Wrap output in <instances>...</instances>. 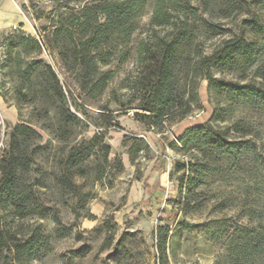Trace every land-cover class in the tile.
<instances>
[{"label":"rangeland","instance_id":"1","mask_svg":"<svg viewBox=\"0 0 264 264\" xmlns=\"http://www.w3.org/2000/svg\"><path fill=\"white\" fill-rule=\"evenodd\" d=\"M105 1L19 0L22 26L0 30V95L14 112L0 115V158L16 125L37 132H16L18 197L0 208V224L22 240L34 236L36 254L7 248L0 264H264V79L254 73L264 66V0H238L241 13L228 18L219 13L225 0H189L200 17L192 28L199 54L244 37L260 55L213 69L231 90L200 80L199 104L160 128L136 120L138 44L174 29L151 25L154 0H146L132 12L129 38L127 25L106 33V44L101 31L96 48L83 45L104 22ZM174 1L172 16L181 10ZM249 21L256 33L246 31ZM241 86L263 100L243 101ZM207 123L211 138L233 143L228 155L199 137L179 142L186 128Z\"/></svg>","mask_w":264,"mask_h":264},{"label":"trees","instance_id":"2","mask_svg":"<svg viewBox=\"0 0 264 264\" xmlns=\"http://www.w3.org/2000/svg\"><path fill=\"white\" fill-rule=\"evenodd\" d=\"M171 1L154 0L151 25L173 28L174 31L161 37L156 36L152 41L142 40L138 44V59L143 65V69L135 80V87L141 95L143 112L141 114L136 113V120L149 128H160L166 121L179 122L191 113L193 108L199 104L197 89L199 81L202 79H207L209 87L217 92L230 91L229 86L213 78V69L220 70L227 66L232 67L238 59L243 60L244 65H250L260 55V51L257 50V43L254 40L248 41L244 37L223 41L209 55L199 54L198 47L201 42L198 40V34H195L192 29L197 27L196 22L200 18L198 11L190 5L189 0H181L179 2L180 12L172 16L169 13L171 5L169 2ZM145 3L146 0H109L103 2L98 6V9L104 16V22L94 24L93 31L83 45L91 42V45L96 48L100 43L101 31H103L102 39L106 44L108 42V38L104 36L106 33L110 32L118 36L125 31L127 25L129 26L128 34L124 40L129 38V34L135 26L131 22L134 15L132 12L136 7H143ZM174 3L177 4L176 0ZM241 11L242 7L238 0H225L219 13L221 17L228 18L230 15L233 17L239 15ZM188 16L194 18L191 24H188ZM243 24L246 25L245 29L248 33H256V23L249 21L243 22ZM18 25L22 26V24ZM206 27L209 31L215 28L219 29L216 24H208ZM81 54L80 65L87 68L91 57L86 56V51H82ZM126 55V51H121L118 62L123 61ZM260 66L255 68L254 73L255 76L264 79V68H262L264 66ZM237 91L245 102L263 100L261 92L250 86H241ZM218 117V110H215L212 120L216 121ZM207 127H210L209 123L186 128L179 138V142L186 147L199 137L202 143L228 155L229 151L234 149L233 143L226 142L221 138H211L205 131ZM22 129L37 134L35 130L23 124L14 127L5 153L0 158V208L5 207L6 204L18 197L15 192L18 181L17 172L23 160L19 153V141L16 132ZM163 247L164 242H161L159 244L160 250ZM7 248L12 249L16 256H26L27 259H31L36 254L37 240L34 236H29L25 240L15 235L11 236L0 224V255Z\"/></svg>","mask_w":264,"mask_h":264},{"label":"crops","instance_id":"3","mask_svg":"<svg viewBox=\"0 0 264 264\" xmlns=\"http://www.w3.org/2000/svg\"><path fill=\"white\" fill-rule=\"evenodd\" d=\"M23 23V15L19 0H0V30L11 28ZM0 115L14 116L13 110L5 107V102L0 95Z\"/></svg>","mask_w":264,"mask_h":264}]
</instances>
